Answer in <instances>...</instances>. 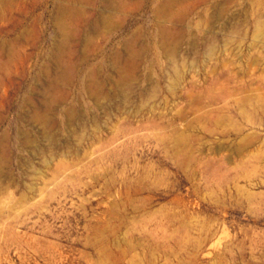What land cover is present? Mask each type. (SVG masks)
I'll return each mask as SVG.
<instances>
[{
  "label": "rangeland",
  "instance_id": "obj_1",
  "mask_svg": "<svg viewBox=\"0 0 264 264\" xmlns=\"http://www.w3.org/2000/svg\"><path fill=\"white\" fill-rule=\"evenodd\" d=\"M58 2L0 17V31L47 40L25 63L29 83L48 64ZM187 5L171 44L154 31L172 25L155 14L159 0L133 1L126 28L92 38L80 69L95 67L108 94L92 97L89 75L87 86L60 82L71 124L60 110L50 131L32 116L18 121L24 90H8L0 128L14 153L0 175V264H264V0L178 8ZM122 37L141 61L127 62L119 89L108 59ZM14 126L29 145L13 141Z\"/></svg>",
  "mask_w": 264,
  "mask_h": 264
},
{
  "label": "bare ground",
  "instance_id": "obj_2",
  "mask_svg": "<svg viewBox=\"0 0 264 264\" xmlns=\"http://www.w3.org/2000/svg\"><path fill=\"white\" fill-rule=\"evenodd\" d=\"M133 1H136L138 6L144 2V0H59L55 7V13L53 12L52 42L49 51L45 53L48 64L39 67L36 78H34L36 82L33 81L35 84L29 83L27 80L25 63L34 57L35 51L39 48V42L47 41L40 34L42 31H23L22 33L0 31L1 37L11 32H13L12 35L15 34L10 40H0V121L4 115L6 102L12 103L13 97L9 98L8 95V90L11 91V89L14 90L13 95L24 90L19 103L27 107L28 111L18 113V121L22 119L29 122L32 116V119L42 122L48 131L57 123V118L50 114L51 111L60 110L68 124L73 122L76 115L74 108L64 106L68 102V91H62L59 88L60 82L68 85L70 80L76 77L79 78L80 84L87 86L88 82L84 78L89 75L91 79L89 94L95 98L108 94L97 77L95 67H87L84 72L80 67L89 59L94 36L126 28V22L122 15L134 8ZM159 1L160 6L155 14L162 23L170 21L172 25L159 24L154 31L160 33L159 35L163 37L166 44H171L174 39L172 37L175 36L172 34L186 30L184 20L190 9L188 5L178 8L181 0ZM40 3L42 0H0V17L5 19L8 16V18L14 17L16 13H34ZM79 4L88 7L87 10H79L77 7ZM14 21L17 23V20ZM86 26L89 30L85 29ZM120 43L122 44L120 50L112 49L115 51L108 59L110 66L116 69L114 81L119 89L124 87L131 76L126 72L127 62L141 61L138 55L127 56L126 48H128L129 42L124 40V37L121 38ZM25 45H29L32 52L26 51L23 48ZM19 67L24 72L20 75L18 74ZM9 137L10 134L7 130L0 128V175H9L10 160L14 153L9 145ZM12 137L13 141L29 145L28 131L20 126L13 127Z\"/></svg>",
  "mask_w": 264,
  "mask_h": 264
}]
</instances>
